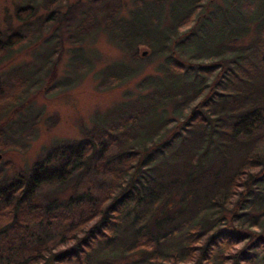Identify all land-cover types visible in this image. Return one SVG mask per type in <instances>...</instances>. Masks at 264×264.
<instances>
[{
	"label": "trees",
	"instance_id": "1",
	"mask_svg": "<svg viewBox=\"0 0 264 264\" xmlns=\"http://www.w3.org/2000/svg\"><path fill=\"white\" fill-rule=\"evenodd\" d=\"M96 12L130 62L160 57L163 77H141L150 93L10 180L0 163V264H264V0H137L126 16L93 0L74 33ZM23 33L0 34V60ZM52 57L0 78V116L32 108Z\"/></svg>",
	"mask_w": 264,
	"mask_h": 264
},
{
	"label": "rangeland",
	"instance_id": "2",
	"mask_svg": "<svg viewBox=\"0 0 264 264\" xmlns=\"http://www.w3.org/2000/svg\"><path fill=\"white\" fill-rule=\"evenodd\" d=\"M57 1L0 0V34L19 29L29 38L24 40L26 45L14 47L0 60V78L27 74L39 65L40 60L53 55L41 76L42 83H47L40 88H35L34 83L30 89L28 87L27 100L33 103L32 108L24 106L18 113L10 109L0 116V127L9 124L4 129L10 131L6 141L12 143L6 152L0 153V163H8L1 181L10 180L14 171L29 166L51 145L73 144L72 141L80 138L82 131L89 130L95 122L109 119L118 108L127 106L129 100L150 93L151 87H145V84L138 87L141 77L151 75L146 78L151 80L164 74L165 67L158 56H151L152 60L142 65L130 62L128 55L106 35L98 12L93 15L85 33H74L81 13L93 0H64L55 8ZM102 1L108 10L112 6L121 16H126L137 0ZM27 2L33 13L20 20L18 17L25 11H16ZM55 11L57 14H53ZM72 52L77 54V68L72 61ZM138 53L143 59L150 55L144 46L138 48ZM176 57L177 54L173 60ZM125 75L127 78L114 83ZM52 81L55 83L48 88L47 84ZM196 106L193 104L189 108L191 116L198 111ZM175 123L163 134L162 141L171 139L182 127L181 121Z\"/></svg>",
	"mask_w": 264,
	"mask_h": 264
}]
</instances>
